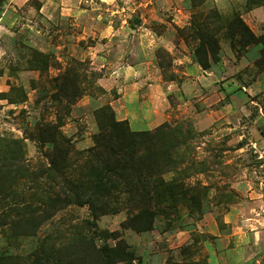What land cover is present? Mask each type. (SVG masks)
I'll return each instance as SVG.
<instances>
[{
    "label": "rangeland",
    "instance_id": "obj_1",
    "mask_svg": "<svg viewBox=\"0 0 264 264\" xmlns=\"http://www.w3.org/2000/svg\"><path fill=\"white\" fill-rule=\"evenodd\" d=\"M249 1L0 0V142L20 143L17 165L39 172L66 150V175L78 181L100 131L94 111L109 105L134 131L189 125L195 138L178 152L198 162L180 168L201 201L161 205L142 232L123 227L127 208L93 220L88 206L71 204L14 251L28 254L62 230L74 247L80 236L99 246L123 239L134 264H264V44L230 33L241 17L264 34V4ZM199 31L217 39L215 54L207 42L206 69ZM69 81L82 93L74 103L57 98ZM19 184L34 203V181Z\"/></svg>",
    "mask_w": 264,
    "mask_h": 264
},
{
    "label": "trees",
    "instance_id": "obj_2",
    "mask_svg": "<svg viewBox=\"0 0 264 264\" xmlns=\"http://www.w3.org/2000/svg\"><path fill=\"white\" fill-rule=\"evenodd\" d=\"M262 4L264 0L249 1L252 6ZM230 30L233 40L241 33L248 45L264 44V34L257 37L241 17L232 22ZM200 35L203 44L198 52L202 56L200 63L206 69L209 67L207 42L215 54L217 39L213 33L200 32ZM42 62L46 69L49 61ZM69 83L73 82H66L62 88L67 95L60 93L57 98L68 96L69 102L74 103L82 93L80 89L70 90ZM94 112L100 131L95 145L87 149L91 166H85L86 171L78 181L66 175L69 167L66 150L59 149L46 169L28 172L17 165L20 143L14 139L7 144L0 142V230L5 232L8 242L4 249L0 247V264H134V255L123 239L114 246H99L94 238L80 236L76 242L79 245L74 247V242H62L66 237L62 230L47 234L28 254L14 251L12 246L20 238L37 236L43 225L71 204L88 206L93 220L127 208L131 214L123 227L140 232L154 228L156 214L159 210L166 212L161 207L165 203L175 207L178 202L188 200L200 207L199 192L184 182L187 166L180 168L191 163L188 167L195 170L198 162H190L178 152L191 147L189 141L195 138L189 125L174 126L166 122L155 129L134 131L128 120L117 119L116 111L109 105ZM171 172L176 177L166 180L165 174ZM41 178L52 180L56 185L41 182ZM28 179L36 184L30 188L35 194L34 203L19 191V183H26ZM93 220L91 227L95 224Z\"/></svg>",
    "mask_w": 264,
    "mask_h": 264
}]
</instances>
